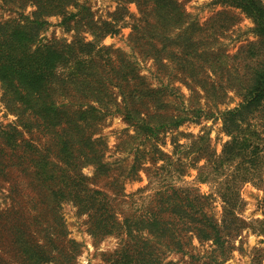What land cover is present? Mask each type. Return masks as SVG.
<instances>
[{
  "label": "trees",
  "instance_id": "obj_1",
  "mask_svg": "<svg viewBox=\"0 0 264 264\" xmlns=\"http://www.w3.org/2000/svg\"><path fill=\"white\" fill-rule=\"evenodd\" d=\"M1 1L18 18L0 21L2 101L16 117L0 127V192L7 186L11 199L10 206H0V264H10L8 249L22 264H75L80 244L67 238L65 203L88 217L94 238H122L109 264H224L248 227L240 216L241 187L264 182V0H214L224 8L205 23L180 0H114V22L101 24L78 0ZM132 3L138 9L131 16L132 54L102 45L130 17ZM233 10L252 21L254 39L230 54L220 40L237 23ZM54 16L75 33L71 42L41 40ZM146 61L152 63L147 74L141 65ZM182 86L190 92L186 101ZM230 93L241 102L220 111ZM112 114L138 140L128 173H114L105 161L106 144L96 137ZM216 116L230 137L221 153L201 136L185 154L196 164L197 181L212 185L221 200L220 220L210 211L214 194L173 183L184 167L159 149L162 135ZM146 143L148 159L140 149ZM159 160L164 163L157 167ZM90 166L92 177L83 173ZM141 170L152 181L167 176L160 180L171 183L126 200L124 181ZM258 223L264 236V220ZM193 239L213 246L212 254L190 253ZM173 252L190 260L168 261Z\"/></svg>",
  "mask_w": 264,
  "mask_h": 264
},
{
  "label": "rangeland",
  "instance_id": "obj_2",
  "mask_svg": "<svg viewBox=\"0 0 264 264\" xmlns=\"http://www.w3.org/2000/svg\"><path fill=\"white\" fill-rule=\"evenodd\" d=\"M185 5L187 11L196 18L200 23L208 21L216 12L222 10L224 7L215 5L214 0H180ZM79 4L85 5L90 9L92 18L95 22L101 24L102 22H114V12L118 8V4L114 0H78ZM127 9L130 17H126L123 21L116 24L118 32L109 34L102 40V45L111 46L114 49H120L127 54H132L130 47V33H131V16H138V9L136 4H128ZM32 8L26 10V14L30 13ZM76 11V9H72ZM237 19V23L233 26L223 38L220 40V45L230 54H235L239 47L247 41L254 39L251 32L253 23L243 14L240 10H233ZM11 18H18V16L3 7L0 0V21H6ZM49 26L41 35V40L46 43L52 39L65 40L71 42L75 33L67 31L61 25L62 18L54 16L48 19ZM115 24V23H114ZM87 41L93 40L90 33H85ZM142 70L147 74L152 69L151 62H142ZM185 101L190 95L188 89L184 86L180 87ZM241 99L234 93L229 94L224 105L219 107L220 111L233 109L238 106ZM218 115V114H217ZM16 122V117L12 115L2 101V90L0 87V127L7 126ZM98 134L97 138H101L106 144L105 161L111 165L114 173L122 172L128 173V169L134 160L135 147L138 140L135 137V131L130 127L119 114L109 115L101 122L96 128ZM205 136L207 142L212 150L220 154L224 143L230 137L224 133L222 122L220 119L214 117L213 119H203L197 123H186L179 129L170 131L161 136L159 142V149L172 157L174 161L180 160L184 172L181 178L173 180L178 186H196L200 189L201 193L214 194V187L210 184H202L197 181L196 164L190 160L191 156L186 155L187 147L193 139ZM140 149H146V158L152 157L149 155L151 150L150 143L142 145ZM210 149V150H211ZM158 157L157 154L154 155ZM145 167L151 168L152 164L145 161ZM164 161L159 160L156 164L157 167L161 166ZM204 164L200 161L198 166ZM83 173L88 177L94 176V168L86 167ZM157 171L152 168L151 176L153 179L156 177ZM167 176H163L164 178ZM159 182L152 181L148 178L146 170H141L137 175L129 176L124 181V191L127 195L126 200H135L140 197H147L149 194L154 193L158 189L165 188L171 180H160ZM99 184L98 187H102ZM0 192V206L5 208L10 206L11 199L8 195V187ZM241 197L243 199V208L240 212L248 227L242 232L236 240H234L232 250L229 252L228 257L224 264H264V236L260 234L259 221L264 220V182L261 186L253 183H246L241 187ZM215 201L212 204L211 213L217 220L222 216V202L216 194H214ZM14 205V204H13ZM61 214L64 218L65 229L67 231V238L76 241L80 244V255L78 256L75 264H109L111 255L121 247L122 238L110 236L105 239L94 238L88 230V217L81 215L77 208L72 204L65 203L62 205ZM9 251V252H8ZM7 254L10 258V264H22L20 259L16 257L8 249ZM188 251L192 254L208 257L212 254L213 246L210 244H201L197 239H193ZM167 260L174 262L185 263L190 260L188 254L182 253H168ZM223 259H220V262Z\"/></svg>",
  "mask_w": 264,
  "mask_h": 264
}]
</instances>
